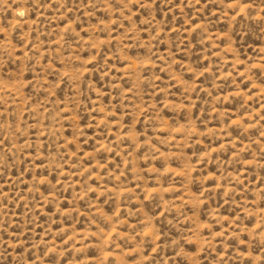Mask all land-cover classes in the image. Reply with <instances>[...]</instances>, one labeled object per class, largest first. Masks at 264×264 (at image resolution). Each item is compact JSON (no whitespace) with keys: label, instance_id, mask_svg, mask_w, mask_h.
<instances>
[{"label":"rangeland","instance_id":"1","mask_svg":"<svg viewBox=\"0 0 264 264\" xmlns=\"http://www.w3.org/2000/svg\"><path fill=\"white\" fill-rule=\"evenodd\" d=\"M0 264H264V0H0Z\"/></svg>","mask_w":264,"mask_h":264}]
</instances>
